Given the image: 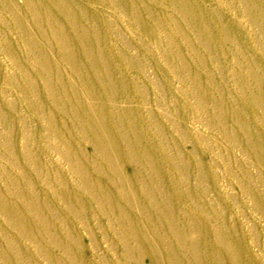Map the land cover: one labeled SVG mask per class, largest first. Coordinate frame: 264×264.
<instances>
[{
    "label": "rangeland",
    "instance_id": "374dc122",
    "mask_svg": "<svg viewBox=\"0 0 264 264\" xmlns=\"http://www.w3.org/2000/svg\"><path fill=\"white\" fill-rule=\"evenodd\" d=\"M0 264H264V0H0Z\"/></svg>",
    "mask_w": 264,
    "mask_h": 264
},
{
    "label": "bare ground",
    "instance_id": "6f19581e",
    "mask_svg": "<svg viewBox=\"0 0 264 264\" xmlns=\"http://www.w3.org/2000/svg\"><path fill=\"white\" fill-rule=\"evenodd\" d=\"M68 1V0H67ZM71 10V9H70ZM63 17L66 19L67 23L69 24V26L71 27H76L78 28V24L73 20L72 17H69L68 15L64 14ZM71 18V19H70ZM72 21H73V26H72ZM28 29V28H27ZM37 30H39V27H37ZM28 31V30H27ZM75 31V30H74ZM37 32V31H36ZM77 32V31H75ZM79 43L82 44V46L85 48V44L82 42V41H79ZM88 46H91V41L89 40V44H87ZM89 48V47H88ZM45 52V50H43ZM61 52H63L62 49H60ZM86 55L88 54V49H86ZM49 55V54H48ZM73 62L71 61V66H72ZM103 65L99 62L98 65H95V64H90V69H94V68H101V70L103 71ZM99 74V72H97ZM101 74V73H100ZM104 82H102L101 84H103Z\"/></svg>",
    "mask_w": 264,
    "mask_h": 264
}]
</instances>
